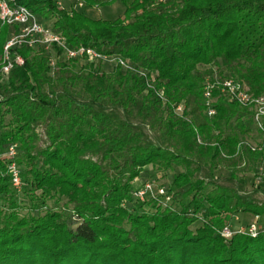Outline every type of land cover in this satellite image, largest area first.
<instances>
[{"label": "trees", "instance_id": "trees-1", "mask_svg": "<svg viewBox=\"0 0 264 264\" xmlns=\"http://www.w3.org/2000/svg\"><path fill=\"white\" fill-rule=\"evenodd\" d=\"M60 1L15 4L50 23L69 49L123 59L154 82L148 88L117 64L109 74L103 63L79 60L51 70L43 48L12 50L23 65L0 83V155L18 146L28 206L22 213L0 160V264H264V229L222 236L236 213L264 216L255 199L264 185L246 192L234 173L229 185L213 175L222 155H236L257 177L264 144L254 152L239 146L254 125L248 108L214 90L209 118L203 100L219 63L252 95L264 94V0H82L89 8L119 1L123 17L112 21ZM11 30L19 27L0 25V54ZM174 166L183 170L172 180L179 211L172 189L167 207L134 197L144 168ZM64 200L67 214L55 209Z\"/></svg>", "mask_w": 264, "mask_h": 264}, {"label": "built area", "instance_id": "built-area-1", "mask_svg": "<svg viewBox=\"0 0 264 264\" xmlns=\"http://www.w3.org/2000/svg\"><path fill=\"white\" fill-rule=\"evenodd\" d=\"M77 7H83L82 0H74ZM61 5V1L59 2ZM0 25H7L9 27L17 26L19 30L13 32L9 40L4 44L0 54V83L7 81L10 72L15 67L23 65V59L12 52L16 47H27L34 49L41 47L50 55L49 67L54 70L57 64V59L52 55L54 50H58L68 61H85L90 63H105L111 60L125 72H137L140 77L146 79L148 88H152L154 82L152 74L148 77L143 71H136L129 62L119 59L111 58L101 55L90 48L78 47L76 49H69L66 46L64 38L50 28L44 26L38 18L30 13L26 8L15 4V0H0ZM217 91L219 96L228 103H235L243 108H248L252 113V121L255 129L264 137V94L259 96L252 95L248 89L239 81L233 78H218L212 77L205 80L203 88V100L205 104V114L211 118L215 115L213 108V91ZM157 96L164 102L163 93L160 91ZM182 111V106L175 107V113ZM177 114V113H176ZM264 144V143H262ZM245 145L251 151H260L261 147H252L247 143H241L239 146ZM18 146L12 144L6 148L4 153L0 155V160L4 162L6 175L10 179L11 187L16 193L22 190L23 182L21 179L20 169L17 165ZM152 184H146L139 190H136L134 197L141 202L148 199L157 201L158 198H163L164 201H157L163 207H167L170 202V197L162 189H155ZM148 195V196H147ZM146 197V198H145ZM260 229L255 223L249 225L245 233L251 237H255ZM243 232V231H242ZM222 236L229 238L231 231L225 229L222 231Z\"/></svg>", "mask_w": 264, "mask_h": 264}, {"label": "rangeland", "instance_id": "rangeland-1", "mask_svg": "<svg viewBox=\"0 0 264 264\" xmlns=\"http://www.w3.org/2000/svg\"><path fill=\"white\" fill-rule=\"evenodd\" d=\"M99 1H107V0H99ZM63 0H61V5H62ZM62 7V6H61ZM72 7H74V9L76 11H78L79 13H83L87 15V11L89 10V7H85V4L83 7H77L75 5V1L72 4ZM73 10V9H72ZM91 10H95L96 12H98V16L99 18H101L102 20H108V21H112V20H116L118 18H122L123 17V11H124V6L119 2L116 1L114 4L110 5V6H103V7H94L91 8ZM41 23L48 27L50 26V23H47L45 21L40 20ZM13 30H11L9 32L8 38L6 40V42L9 40L10 36L12 35ZM52 55L57 59V62H68V60L60 54L58 53H52ZM112 58V57H111ZM85 62V61H84ZM87 63V62H85ZM116 64L114 60L105 62L103 64H101L100 66V72L101 73H112L115 70ZM209 67H203V66H198L199 71H203L208 69ZM76 70L79 69V66L74 68ZM212 70V77H218V78H233L236 81H239L230 71L229 68L225 67L222 64H218V65H214L211 68ZM211 77V78H212ZM205 84V82H204ZM218 97L219 96L218 94ZM222 98V97H221ZM213 104L215 103L216 99L213 97ZM182 106V111L180 112H176L178 116H182L184 113V107H183V103L180 104ZM204 115V113H203ZM243 143H247L249 145H251L252 147H261L262 143H264V137H262L255 129L254 125L252 127V131L246 135L244 137V139L242 140ZM199 143H201V140H198ZM216 167L215 170L213 172L214 178L217 179V183L219 185H229V176L231 173H234L236 175V177L238 179H242L244 182V191L246 192H251L253 190H256L257 187L260 185H264V183H262L261 178H264V161H262L261 163H259V166L257 167L256 170V174L257 177H255V174L250 172V168L247 167L245 165V160L244 161H239V159L236 157V155H234V157H227L225 155H222V159H220L219 161H217L216 163ZM183 170L180 167L174 166L173 169L171 170H160L157 168H151V167H146L144 168L143 172L141 173L140 177L135 179L133 181V187L136 190H139L140 188H142L144 185L146 184H152L155 188H154V193L155 189L158 188H162L164 191L165 189H172V191L175 193L173 196V208L176 210H180V202H182V198L180 197V192L177 191V189L174 188V186L172 185V180H173V176L179 172H182ZM205 171H203V173L201 172L200 175L202 176L204 174ZM210 188H207L206 191H209ZM166 192V191H165ZM148 196V195H147ZM170 197V202L171 203V195H168ZM154 197L157 198V201H164L163 198H158L157 196L154 195ZM146 198V197H145ZM149 197L146 198L145 202L143 203V205H147V199ZM16 199L21 203V206H24V208L22 209V213H24L26 211V208L28 206V201L25 198L24 192L18 193ZM255 199L260 202V203H264V187H261L259 192H257V194L255 195ZM65 203V200L62 201L60 204H58L57 206H55V209L59 210L61 209L62 211H64L65 214L68 213V211L66 209L63 208V204ZM49 205L51 207H54V203L53 202H49ZM146 209V206H145ZM199 219L198 221L193 224L191 226V229L194 230L196 228H198L201 224H202V219H201V215H198ZM255 223L257 225V227L259 229H264V216L261 217H253L251 215L248 214H244V213H236L232 216L229 224H228V229L232 232H245L247 230V228L249 227L250 224Z\"/></svg>", "mask_w": 264, "mask_h": 264}, {"label": "crops", "instance_id": "crops-1", "mask_svg": "<svg viewBox=\"0 0 264 264\" xmlns=\"http://www.w3.org/2000/svg\"><path fill=\"white\" fill-rule=\"evenodd\" d=\"M74 0H63L62 2V7L65 8L66 10H71L74 9V7H72ZM89 10L87 11V16L94 19V20H98L101 19L98 16V12H96L95 10H91V8H88Z\"/></svg>", "mask_w": 264, "mask_h": 264}]
</instances>
